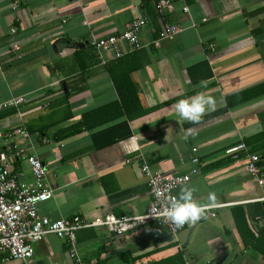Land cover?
<instances>
[{
    "label": "crops",
    "instance_id": "obj_1",
    "mask_svg": "<svg viewBox=\"0 0 264 264\" xmlns=\"http://www.w3.org/2000/svg\"><path fill=\"white\" fill-rule=\"evenodd\" d=\"M156 1L0 0V103L24 100L0 111V151L22 184L29 156L46 164L41 215L87 222L146 211L144 163L184 174L198 156L175 194L195 187L205 217L178 233L159 221L122 235L86 227L73 247L48 235L33 257L0 264H264V188L247 167L257 154L264 172V0ZM142 18L140 46L123 43L121 57L92 45ZM166 24L180 32L165 36ZM200 92L215 110L178 117L174 105Z\"/></svg>",
    "mask_w": 264,
    "mask_h": 264
},
{
    "label": "built area",
    "instance_id": "obj_2",
    "mask_svg": "<svg viewBox=\"0 0 264 264\" xmlns=\"http://www.w3.org/2000/svg\"><path fill=\"white\" fill-rule=\"evenodd\" d=\"M14 2V9H16L18 5L16 0ZM155 7L158 11H162L163 8L172 9V0H157ZM146 23L147 19L145 18L133 20L123 33L94 40L92 45L105 51L112 50L115 57H121L124 54L123 43H126L130 49L140 46L139 30ZM179 32L178 26L165 25V36L172 38ZM23 103L22 98L7 99L0 103V111L19 107ZM14 132L25 137L28 136L20 127H16ZM243 148L245 145L241 144L228 152L235 153ZM197 150L196 147L193 148L195 153ZM234 158H238V155H234ZM259 159L257 154L249 155L247 167L249 172L257 178L259 185L264 188V172L259 170ZM27 162L31 168L33 180L22 184L18 175L9 170L8 153L5 150L0 151V262L28 260L35 253L34 245L48 235L66 239L73 247L77 231L86 227H107L112 233L122 235L151 221H159L171 232L178 233L185 225L182 228H176L175 225L165 222L161 215L163 206L167 202V196L176 195L175 191L188 183L192 175L198 173L197 164L200 159L198 156L193 157L194 166L184 174H166L161 169L144 163L142 170L151 195V202L146 211L128 217H117L116 215L98 217L91 222L84 221L79 216L54 220L41 215L38 211L39 203L49 200L53 195V188L48 178V168L37 156H29ZM157 192L160 193L159 197ZM259 200L264 201V195ZM97 221L99 223H96ZM71 256H74L73 252Z\"/></svg>",
    "mask_w": 264,
    "mask_h": 264
},
{
    "label": "clouds",
    "instance_id": "obj_3",
    "mask_svg": "<svg viewBox=\"0 0 264 264\" xmlns=\"http://www.w3.org/2000/svg\"><path fill=\"white\" fill-rule=\"evenodd\" d=\"M177 116L185 121L198 123L204 115L215 110L216 100L212 96H206L203 92L197 93L191 97L180 99L175 105ZM195 187L183 186L178 195H169L166 197V203L161 213L164 221L175 225L176 228H182L187 223L195 224L205 217V210L210 207L209 204L199 203L194 197ZM160 193L157 192L159 197ZM216 194H209V201L214 203ZM96 223H99L97 221Z\"/></svg>",
    "mask_w": 264,
    "mask_h": 264
}]
</instances>
